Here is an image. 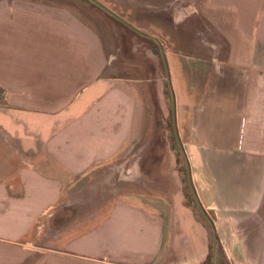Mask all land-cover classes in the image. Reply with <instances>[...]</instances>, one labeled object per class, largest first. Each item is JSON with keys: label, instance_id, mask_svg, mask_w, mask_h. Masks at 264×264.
Masks as SVG:
<instances>
[{"label": "crops", "instance_id": "obj_1", "mask_svg": "<svg viewBox=\"0 0 264 264\" xmlns=\"http://www.w3.org/2000/svg\"><path fill=\"white\" fill-rule=\"evenodd\" d=\"M198 1L111 8L169 41L195 204L161 149L166 78L106 73L71 4L0 0V264H264V0ZM113 161L135 180L101 188Z\"/></svg>", "mask_w": 264, "mask_h": 264}, {"label": "rangeland", "instance_id": "obj_2", "mask_svg": "<svg viewBox=\"0 0 264 264\" xmlns=\"http://www.w3.org/2000/svg\"><path fill=\"white\" fill-rule=\"evenodd\" d=\"M45 1H52L57 3H68L76 7L81 11V13L86 17L94 21L96 23L98 29L101 31L102 36L104 38L105 45L107 44V51L108 55L111 58V64L107 67L106 73H110L113 75H121L125 77H133L136 75L139 76H150V75H157L158 73L161 74L163 77H165V87L167 90V97L169 101V106L172 107V110H166V112L162 111V117H164V121H162L163 124H165L164 132L161 133L160 139L166 140V143L168 144L170 142V150L168 149V146H162V153L164 154H174L177 158V165L176 168L172 171H176L177 174H179L182 184L181 189L186 191L187 193V201L188 199L196 204L195 194L192 191V188L190 189V182L188 178V153H187V147L185 145V142L188 143V120L185 119V116H181V113H183V110H179L181 107H188V100L179 101L177 95H174V91L176 92L179 88V84L174 83V80L172 79L171 84L168 82L167 79V71L166 66L164 63V59L162 56V50L160 42L164 45L165 52H166V59L167 63L169 65V62L171 63L172 56L167 52V47L169 46L167 43L169 42L167 38H164L163 36L154 35L148 36L145 35L137 30L135 28L127 25L126 23H123L122 20H119L115 16H113L111 13L106 11L104 8H102L100 5L96 4L92 0H45ZM103 4L113 9V6L115 5V8L121 9L124 13V10L126 11L127 7L125 4V7L120 4L122 0H100ZM199 4L198 0H188V13L193 11L196 7L191 3ZM119 11V10H118ZM199 12V11H196ZM150 14V13H148ZM150 16V15H149ZM123 19V18H122ZM136 14L130 15V23L136 26L134 23H136ZM194 24H200L195 21H193ZM152 30V28H147L149 31ZM147 32V31H146ZM197 38H201L202 35H197ZM160 41H158V40ZM168 45V46H167ZM170 47V46H169ZM168 53V54H167ZM173 87L171 88V86ZM174 88V89H173ZM173 97V98H172ZM186 105H185V104ZM196 100H190V105L194 106L196 104ZM204 104V101L200 102L198 105ZM198 108H201L198 107ZM187 114H188V110ZM193 111V110H192ZM180 117V118H179ZM192 117V116H191ZM180 120L181 122L179 123ZM162 124V126H163ZM193 124L190 123V129L192 130ZM196 128L193 129L195 131L198 126H195ZM167 129V130H166ZM200 131V130H199ZM166 132V134H165ZM200 143V142H197ZM201 148L200 146H198ZM137 153L136 147L132 149L131 153L128 154L130 157L134 156ZM131 164L130 160L128 162ZM127 165V164H126ZM124 165V166H126ZM132 165V164H131ZM121 164L117 161H113L111 164L107 166V168H103L102 173L99 177L98 186L103 188L106 184L109 183V186L113 187H120L121 184L125 182H131V179L135 180L133 177V171L126 172ZM111 167V172L108 170ZM130 167V166H129ZM106 170V172H104ZM172 173V172H171ZM83 199H89L90 195H83L81 196ZM74 202V201H73ZM196 210L200 214V208L199 206L195 205ZM56 211V208H53L50 210V214ZM54 211V212H53ZM49 216V225L43 227V232H41V223H38V234L44 233V234H59L60 232L56 231V227L53 225H50L51 217ZM52 216V215H51Z\"/></svg>", "mask_w": 264, "mask_h": 264}, {"label": "water", "instance_id": "obj_3", "mask_svg": "<svg viewBox=\"0 0 264 264\" xmlns=\"http://www.w3.org/2000/svg\"><path fill=\"white\" fill-rule=\"evenodd\" d=\"M92 1L95 2L96 4L100 5L102 8H104L106 11H108L109 13H111L116 18L124 21L117 13H115L111 8H109L108 6H106L105 4H103L100 0H92ZM160 45H161V50H162V56H163V59H164V63H165V66L167 68V75H168V78H169V81H170V74H169L168 63H167V59H166L165 48H164V45L162 43H160ZM169 83L171 84V81Z\"/></svg>", "mask_w": 264, "mask_h": 264}, {"label": "trees", "instance_id": "obj_4", "mask_svg": "<svg viewBox=\"0 0 264 264\" xmlns=\"http://www.w3.org/2000/svg\"><path fill=\"white\" fill-rule=\"evenodd\" d=\"M211 260H212V258H211V255H210V260H209V264H211Z\"/></svg>", "mask_w": 264, "mask_h": 264}]
</instances>
